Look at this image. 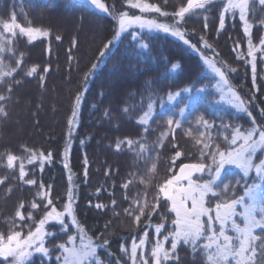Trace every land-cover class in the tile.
Wrapping results in <instances>:
<instances>
[{"label":"trees","instance_id":"obj_1","mask_svg":"<svg viewBox=\"0 0 264 264\" xmlns=\"http://www.w3.org/2000/svg\"><path fill=\"white\" fill-rule=\"evenodd\" d=\"M102 1L116 16L130 12L128 0ZM142 1L160 8L155 19L177 27L196 48L208 46L222 64L231 88L247 108L246 113L234 119L226 114L224 119H228L231 128L228 134L238 125L247 128L254 123L264 128L263 61L255 60L253 73L248 37L239 15L224 13L225 0H211L205 5L208 11L196 9L198 15L186 13L183 20L175 13L187 6V0ZM249 3L247 20L252 45L256 47L264 35V7L259 0ZM221 13L225 15L222 29ZM13 18L21 27L47 30L49 38L29 42L19 34H6L3 23H11ZM113 33L112 19L81 0H0V95L9 97L0 101V108L5 110L0 114V236L7 237L14 220L16 227L12 231L20 230V225H25L23 229L28 224L34 228L44 215L47 200L62 210L69 203L68 193L72 190L76 197L72 207L79 227L96 245L105 239L109 242L106 250H97L102 264H132L131 246L140 238L146 240L142 251L151 264L156 242L171 250V232L175 228L174 213L159 194V187L177 174L182 164L199 161L184 134L195 112L181 119L179 126L175 123L167 134V110L162 109L167 107L168 96L180 94L184 99L185 90L191 94L199 90L210 92L215 81L188 47L161 34L130 31L100 57V50ZM94 64L98 65L96 69ZM173 65L178 67L173 69ZM33 67L37 71L28 76ZM45 67L49 69L47 73L43 71ZM9 71L10 75L3 74ZM199 107L203 120L211 121L209 108L204 103ZM73 108L77 116L70 135L68 120ZM150 109L152 117L142 124ZM177 151L180 157L175 156ZM41 153L52 154L50 160L44 161L43 170L39 160L28 162L33 154L39 157ZM8 154L17 157L12 168L7 166ZM21 164L26 173L24 180L19 176ZM224 176L226 181L239 179L240 183L232 194L221 193V184L216 189L218 195L208 198L212 208L218 202L240 198L256 182L253 174ZM30 178L36 183L27 184ZM158 195L160 204L168 207L157 204ZM34 202H39L35 210L31 209ZM97 204L102 207L98 209ZM128 208L135 210L136 215L144 208L139 222L125 212ZM18 210L25 216L24 221L16 218ZM29 212L34 214L33 220L27 219ZM157 226H161V233L155 232ZM47 229L58 235L50 237V242L46 240L52 255L43 264H57L60 250L54 246L66 243L72 232L62 234L56 224ZM198 243L200 247L193 252L181 242L174 255L170 251L172 258L166 264H209L203 250L205 241ZM139 257L140 252L137 264H143ZM26 264L42 261L34 255Z\"/></svg>","mask_w":264,"mask_h":264},{"label":"snow or ice","instance_id":"obj_2","mask_svg":"<svg viewBox=\"0 0 264 264\" xmlns=\"http://www.w3.org/2000/svg\"><path fill=\"white\" fill-rule=\"evenodd\" d=\"M129 4L133 8H139L141 12H160V8L156 7L154 4H148L142 2V0H128ZM255 0H253V3ZM93 5L96 7L107 11L103 4L99 3V0H91ZM211 0H187L186 7H180L179 11L175 13V17H179L181 20L184 19L185 14L198 15L196 9H204L208 11L205 7L206 4H210ZM259 4L264 7V0H259ZM233 10L232 14L235 15L238 10L239 19L244 24V32L249 33V26L247 20V13L250 10L249 0H228L225 11ZM220 28L225 26V15L221 13L220 16ZM139 24L141 28L149 29H160L165 33L169 31L172 32L174 36H180L183 39V36L180 32L176 31L174 28H169L165 24L156 23L154 20H142L140 16H124L121 15L119 18V31L116 33L117 36L121 32L126 31L128 28H131L133 25ZM207 27V25H205ZM14 28H19L20 32L25 34L30 40L35 39L37 36L49 35L47 30H41V28H27L21 27L15 22L13 18L11 23L4 22L3 29L6 32H12ZM58 40L59 36L56 37ZM184 43L187 44L188 41L184 40ZM111 42L104 45L105 49L110 47ZM142 47H147V45H142ZM239 47V45H237ZM259 49L264 50V37L259 41ZM257 47L252 45V39H249V48L248 56L253 58L252 68L253 73H255V56L254 53L257 51ZM100 57L106 55L105 51L100 52ZM93 69L98 67L97 64H94ZM173 69L177 68L178 65H173ZM209 67L219 76L220 81L227 85L228 79L225 77L224 72L220 68L216 67L215 64H209ZM37 69L33 67L27 73L28 76H32ZM45 73L49 71L47 67L43 69ZM234 71V70H233ZM4 75H10L9 72H4ZM44 77L41 76V81ZM187 91V90H185ZM232 96L239 100V97L236 96L235 92L231 93ZM173 96H168V101L173 100ZM9 97L0 95V101H6ZM77 103L80 101V96L76 97ZM236 107L244 110V105L237 103ZM151 108V105H149ZM5 110L0 108V114L4 113ZM183 113V109H181ZM77 112L73 108L71 118L68 120L69 125V134L71 135L72 126L76 123ZM203 120V117H201ZM207 128H211L212 125L208 121L204 120ZM169 126L173 124V120H168ZM177 126L180 125L179 121H176ZM226 127V126H225ZM258 139L254 137L252 131L242 133L237 131L235 135L231 137L232 144H235L237 139L243 141L241 146L238 149L233 151H219V159L217 160V151L211 150L208 144L204 145V149L207 151L201 150L202 159L195 163H184L179 168V173L175 174L172 178L167 179L166 182L159 187V194H162L164 200L170 202V211L175 214V219L172 221L175 226L174 230L171 232V254L174 255L178 245L182 242L185 246H190L195 252L201 240H204L203 250L207 255L209 264H264V232H257L258 229L264 230V199L258 197L256 186H249L244 193L243 197L238 199H231L228 202H218L215 204L214 209L209 206H205V198L208 196L216 197L218 195L217 188L219 185L217 181L221 178L222 170H226V165H234L238 169L243 171L245 177L248 176L249 171L255 168L256 172L264 177V159L260 162L254 163V154L258 150L264 151V128L259 129ZM129 144L132 142L129 141ZM119 148L120 145L117 144ZM143 148V145H141ZM52 154L48 153L45 156L43 153L39 157L35 154L29 159L31 164L35 160L40 161L41 170L44 167V161L46 159H51ZM176 157H180L181 153L177 151L175 153ZM203 157H209L212 161L211 164L206 163ZM7 166L9 168L13 167L14 161L17 157L13 154H8L7 157ZM85 165L88 161L85 159ZM214 165V167H213ZM65 168L68 167L67 164L64 165ZM207 172L208 179H203L204 173ZM199 174V175H196ZM26 173L24 170L23 164L20 166L19 176L21 180H24ZM85 179H87L88 173L85 169ZM195 177V178H194ZM187 181V184L184 185L181 182ZM27 184L32 185L36 183L34 179H28ZM175 185V186H174ZM43 188V185H40ZM127 188V185H124ZM229 185H225L227 189ZM99 191V189L97 190ZM43 196L44 193H41ZM245 197L249 201L245 205ZM75 193L72 190H69L68 201L69 203L63 205V211H58L56 206H53V201L51 199L47 200V204L44 205V215L36 223L35 228H32L31 224L26 225L29 228L27 235L22 238V229L25 225H20V230L12 231V228L16 227L15 220L10 223V232L7 235L6 239L3 236H0V264H26L34 255H39L42 264L43 261L52 255V250L48 247L46 240H49L50 237L57 236V233H53L50 230H46V225L49 222H55V224L60 226V233L68 234L67 230L63 227L66 223L65 217H71L74 224H79L77 222L76 215L74 213L72 203L75 200ZM190 202V206H189ZM115 203V201H113ZM210 203V202H209ZM157 204L160 207H168V205L160 204L159 195L157 198ZM237 205L243 207V211L240 213L242 218L243 226H240L236 220L233 219L237 215ZM39 206V202H34L31 204V209L35 210ZM23 208V204L20 206ZM96 207L99 209L102 205L97 204ZM50 210H47L49 209ZM155 210V209H153ZM214 211L215 215H212ZM125 212L128 215L135 216L137 222L140 221L141 215L144 214V208H140V215H136L135 210L128 208L125 209ZM257 212H259V218L257 217ZM33 213L29 212L27 219L33 220ZM16 218L20 221L25 220V216L21 211H16ZM202 217H207V221H202ZM35 222V221H34ZM219 225V228L215 227ZM82 231V229H81ZM231 231L235 235H229L228 232ZM156 233H161V226L155 228ZM146 236H151L150 233H146ZM164 240H168V236H164ZM108 241L103 240V244L93 246L91 240L87 244H84L81 241L80 246L74 244V237L68 235L66 243H60L59 245L54 246L56 250L61 251V255L56 257L57 264H102L100 260H97L99 255L97 247L106 250ZM146 240L144 238L139 239V245L133 242L131 246L132 251V264H137V248L141 249L145 245ZM66 245H72V247H67ZM210 250V251H209ZM169 250H165L164 244L160 241L156 242L155 246L151 251V264H166L172 258ZM11 258V259H9ZM140 260L143 261V264H150L148 259H145L143 251L140 252Z\"/></svg>","mask_w":264,"mask_h":264},{"label":"rangeland","instance_id":"obj_3","mask_svg":"<svg viewBox=\"0 0 264 264\" xmlns=\"http://www.w3.org/2000/svg\"><path fill=\"white\" fill-rule=\"evenodd\" d=\"M81 1H84L85 3H87L94 11H96L100 14L106 15L107 17L112 19V22L114 24V33H113L112 39L109 41V42H111L110 46L116 45V43L122 37V35L130 32V31H132V32L136 31L138 33L145 32L148 34H161L163 36L170 37L175 41L181 42L186 47H188L192 53H194L195 55H197L200 58L202 64L205 67V71L207 72V74L211 75L215 81L213 87L210 89V92L208 90H199V91L191 94L190 92L185 91L183 94L187 97L186 98L184 97V99L180 98V94H175L173 96L174 97L173 100L171 102H169V101L167 102V107L162 109V111L167 110V115H165V118L168 120L169 119L173 120V124L171 126H169V124H168V127L170 128V130L167 132V134L170 133L171 129L173 128L172 126L176 123V121H181V119H187V116L189 114H192L193 112H195L193 114V118H191L193 120H192L188 130L184 131L187 133H184V134H185L186 138L190 141V145L192 147L191 152L194 153L193 156H195L197 158V161L198 160L200 161L202 159L201 150L207 151V149H204L205 144H208L209 148L211 150L217 151V160L219 159V155H218L219 151L227 152V151H233L235 149H238L241 146V144L243 143V141L240 139H237L235 144H232V142H231V137L233 135H235L237 133V131H240L242 133L252 131L254 134V137L256 139L259 138L258 137V131L262 127H259L254 123L247 128H243L242 126L240 127L238 125L237 127H235L233 129V132H230L228 134V131L231 128L229 127L230 125L228 124V119H224L226 114H231L232 119H234V118H236V116L238 114L246 113L247 108H246L245 104L242 102V100H240V98H239V100H236L232 96L231 93L235 92V91L231 88L229 82L227 85L223 84L220 81L219 76H217L216 73L212 70V68L209 67V64H215L216 67L220 68L221 71L224 72L222 64L215 59L213 52L209 49L208 46L203 44L201 46V48L198 49L190 43L185 44L184 40H186V39L184 37V33L181 30H179L175 26H171V25L159 22L157 19L154 18V15H158V14H160V12H141L139 8H133L128 3L127 8L129 9L130 12L122 13V14L116 16L108 7H106L105 3L102 0H99V3L103 4L105 9H107V11H104V10L96 7V5H93L91 3V0H81ZM133 2H135V0H133ZM142 2H144V1H142ZM144 3H147V2H144ZM227 3H228V0H225V8L227 6ZM225 8H224V13L233 12V10H229L226 12ZM235 11L239 15L238 10H235ZM121 15H124L126 17H128V16H140L142 20H154L156 23L165 24V25L169 26L170 29L174 28L176 31L180 32L183 36V39H181L180 36L172 35L171 31H169L168 33H165L160 29H149L146 27L141 28L139 26V24L133 25L131 28H128L126 31L121 32L120 35L117 36L116 33L119 31V18L121 17ZM242 24H243V22H242ZM243 27H244V24H243ZM25 29H27V28H25ZM5 33L9 34V35L19 34V35L25 37L29 42L47 40L49 38V35L47 37L37 36L35 39L30 40L25 34L20 32L19 28H14L12 32H6L5 31ZM245 35L248 37V48H249L250 28H249V33L248 34L245 33ZM263 37H264V35H263ZM109 42H107V43H109ZM256 47L258 50L254 53L255 60L257 58H260L263 61V66H264V54H261L262 50L259 49V45ZM105 50L106 49L103 47L100 50V52L105 51ZM100 52H99V54H100ZM250 61H251V67H252V63H253L252 57H250ZM224 74H225V72H224ZM225 77H226V75H225ZM208 92H209V94H208ZM209 95L211 96L210 99H208ZM236 96H237V94H236ZM178 103H180L181 105L177 106ZM200 103H204V105L209 108V112H207V113L209 115L208 116L209 119L211 120L208 122L209 124L212 125L211 128H207V126L204 123V120H201V117H203V113L201 112V107H199ZM237 103L243 104L244 110L237 108L236 107ZM175 106L178 107V109L175 108ZM181 109H183V113H181ZM228 112H230V113H228ZM152 114H153L152 109H150L148 111V114L142 118L141 123L147 124L149 122L150 118L152 117ZM208 130H209V132H208ZM253 158H254V163L258 164L260 162V160L264 159V151L258 150L257 153L254 154ZM203 159L206 163H209V164L212 163V161L209 157H203ZM213 167H214V165H213ZM225 169L226 170H222L221 178L217 181V184L219 186L222 184L221 193H223V194L231 193L232 194L234 192L233 190H234L236 184L240 183V180L234 178L235 180H227L226 181V180H224V177H225L224 175L227 173H229V174L230 173H236L237 175H240L241 177L242 176L245 177V176L243 175V171L241 169H238L234 165H226ZM251 174H253V178L256 179V182L254 184H252L251 186H256L258 197L262 199L263 193H264V177H261L256 172L255 168H253L249 171L248 176ZM196 175H199V174H196ZM208 178H209L208 174H207V172H205L203 179L206 180ZM231 181H234V183H231ZM181 183L186 185L187 181H183ZM225 185H229V187L227 189H225ZM243 196H244V194L241 197H243ZM209 197L210 196L205 198V201H206L205 206L206 207L209 206V204H208V198ZM244 203H245V205L249 203V201L247 200L246 197L244 199ZM189 206H190V202H189ZM58 211H63V208H62V210H58ZM237 211L241 213L243 211V207L241 205H237ZM240 213H237V215L234 216L233 219L234 220L238 219L240 221L239 223L242 227L243 223H242V218H241ZM214 215H215V213L213 211V216ZM174 216H175V214H174ZM257 217L259 218V212H257ZM65 219H66V223L63 225V227L67 231L69 230L72 232L71 235L74 237V244L77 247L80 246L81 241H83L84 244H87L89 242V240H91L93 246H97L94 243V241L90 237H88V235H86V233L83 230L81 231L80 227L77 228V224L73 223L71 217L66 216ZM201 219H202V221H206L207 217H202ZM52 224H55V222H49L46 225V230H48L47 226L52 225ZM217 226L219 227V225H217ZM259 230L260 229H258L257 232ZM28 231H29L28 227H25L24 229H22V238L27 235ZM229 232H231V231H229ZM229 232H228L229 235H233V234L235 235V233L232 234ZM136 244L139 245V242ZM66 246L72 247V245H66ZM97 250H98V247H97ZM142 250H143V248L141 249L140 247H138L137 253L141 252ZM61 254L62 253L60 251V255ZM9 259H11V258H9ZM61 264H62V261H61Z\"/></svg>","mask_w":264,"mask_h":264},{"label":"water","instance_id":"obj_4","mask_svg":"<svg viewBox=\"0 0 264 264\" xmlns=\"http://www.w3.org/2000/svg\"><path fill=\"white\" fill-rule=\"evenodd\" d=\"M178 173H179V171H178ZM178 173H177V174H178ZM182 182H183V181H182Z\"/></svg>","mask_w":264,"mask_h":264}]
</instances>
